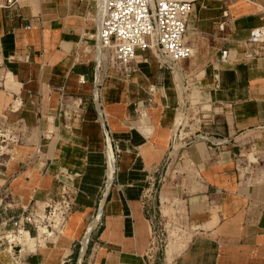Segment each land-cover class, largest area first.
<instances>
[{
	"label": "crops",
	"instance_id": "0c3cea01",
	"mask_svg": "<svg viewBox=\"0 0 264 264\" xmlns=\"http://www.w3.org/2000/svg\"><path fill=\"white\" fill-rule=\"evenodd\" d=\"M7 1L0 0V126L22 123L36 135L45 158L32 165L46 167L16 175L17 196L23 205L44 202L58 195L63 168L80 174L63 232L28 260L64 264L74 255L98 203L105 126L120 156L87 264H147L146 193L172 152L187 168L178 201L190 232L174 264H264V55L247 43L263 24L264 0H195L186 38L192 56L173 75L140 56L119 78L106 70L100 99L83 47L92 0ZM172 196L156 197L162 222L173 216L165 205Z\"/></svg>",
	"mask_w": 264,
	"mask_h": 264
},
{
	"label": "rangeland",
	"instance_id": "374dc122",
	"mask_svg": "<svg viewBox=\"0 0 264 264\" xmlns=\"http://www.w3.org/2000/svg\"><path fill=\"white\" fill-rule=\"evenodd\" d=\"M92 2L94 12L90 17L92 26L90 29L91 34L83 47H87V58H90L95 63V22L93 20H95L96 2L95 0H92ZM103 53L106 56V60L102 64L103 69L97 72L96 81L97 83L100 81L97 85V99H100L102 96V81L103 78H105L106 70L111 73L113 78H119L121 75L120 67L113 61L111 54ZM139 59L140 58L136 59L134 62L139 61ZM142 59H144L143 56ZM150 62L154 61L150 58ZM20 105L21 102H19V106ZM37 139L36 135L33 136L28 134L22 123H17L15 126L11 127L8 125L0 126V264H34L32 260H28L29 254L36 252L39 246L42 247L46 243L48 244L51 241L57 240L61 235L60 233L63 232L68 217L73 211L74 194L78 191L75 180L80 174L73 173L66 168L62 169L64 171L60 176L55 177L57 189L55 194H58L55 198H51L44 202L42 201L41 203L30 199L28 203L23 205L20 198L17 196V194H20L17 190H20L22 193L23 187L21 188L14 183L13 179L16 178V175L22 174L30 168L32 170L38 169L41 174L42 172L45 173L46 167L44 165L41 167L36 166L39 162H43L45 158L43 156V147L38 145ZM107 147L108 159L106 158L104 162V175L99 187V198L95 214L88 220L82 237L79 242L75 244V253L71 257V260L64 264L88 263L90 246L94 242L95 234L101 226V208L98 211L97 209L100 201L103 203L106 197L101 196V194H108L112 188L113 182L111 183V180L115 171L116 162L120 156V151L112 144V140L111 146L107 144ZM179 157L180 154L178 153H170L168 161H166L162 167L157 168L156 172L149 180L146 194L149 195V206L152 210L150 217L153 221V233L155 232V234H153V241L146 255L147 264H174L173 258L176 257L174 252H177V248H181L180 242H183L190 233L184 229L186 220L183 213L180 212V198L178 201V194L179 196L180 194H187L185 189L187 168L185 165H175ZM112 162L114 164H112ZM106 169L107 178L109 177L107 184L105 183ZM110 183L111 186L108 187ZM63 194L66 202L69 204V210L66 215L60 216L55 209L58 208L59 203L62 201L61 196ZM66 194H68V196H66ZM159 194H173L172 197L175 198L174 200L169 199L165 204L169 207L172 206L174 209L173 216L167 217L169 223L167 221L162 222L154 212L156 211V197ZM22 219L23 221H21ZM47 223L50 224L53 231L45 228ZM90 227H92L94 233H90L87 238ZM177 242L178 245L176 244ZM165 253L169 254L167 261L163 260L166 258Z\"/></svg>",
	"mask_w": 264,
	"mask_h": 264
},
{
	"label": "built area",
	"instance_id": "2783aa9c",
	"mask_svg": "<svg viewBox=\"0 0 264 264\" xmlns=\"http://www.w3.org/2000/svg\"><path fill=\"white\" fill-rule=\"evenodd\" d=\"M194 1L99 0L96 2L94 18L95 46H98L99 52L102 54H104L103 52L111 54L113 61L119 67L126 68L138 56H143L144 60L151 58L158 70L167 71L173 75L178 65L193 54L186 38L189 17L194 9ZM7 3L11 5L12 1L8 0ZM261 14L263 24L250 32L247 43L250 48L249 51L264 55V7ZM221 58L222 61H225L227 58L226 51L222 52ZM98 69L95 64L94 91H97L96 72ZM94 98L97 99V96ZM17 101L18 99L14 100V102ZM11 108L13 109L14 106ZM99 116L102 120L101 113ZM102 131L105 142L111 146L112 139L108 129L104 126ZM106 172L107 169L105 175ZM107 181L106 175V184ZM111 183L108 187L111 186ZM106 195L101 194L103 197ZM61 199L59 205L56 204L58 208L55 211L63 216L67 214L69 204L66 202L64 194ZM101 203L100 201L98 210ZM49 226L50 224L47 223L45 228L50 229ZM153 234L155 232L153 233L152 228L151 243Z\"/></svg>",
	"mask_w": 264,
	"mask_h": 264
},
{
	"label": "bare ground",
	"instance_id": "6f19581e",
	"mask_svg": "<svg viewBox=\"0 0 264 264\" xmlns=\"http://www.w3.org/2000/svg\"><path fill=\"white\" fill-rule=\"evenodd\" d=\"M99 0H96V2H98ZM94 51H95V63H96V68H99L98 70H100V69H103V67H102V64L104 63V61L106 60V56H105V54H102V52H99V48H98V46H95V48H94ZM101 64V65H100ZM178 69V68H177ZM177 71V70H176ZM96 77H97V72H96ZM97 82V81H96ZM108 144V143H107ZM109 152H110V150H109ZM111 153H112V151H111ZM109 155H111V154H109ZM110 159V158H109ZM113 159V158H112ZM111 161V160H110ZM111 163V162H110ZM112 164H114L113 162H112ZM108 173H109V171H108ZM109 178V177H108ZM101 213V212H100ZM91 231H92V228H91ZM91 231H90V233H91ZM88 237H89V235H88ZM87 237V238H88Z\"/></svg>",
	"mask_w": 264,
	"mask_h": 264
}]
</instances>
